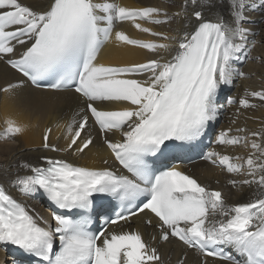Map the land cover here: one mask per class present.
<instances>
[{"label":"snow or ice","instance_id":"snow-or-ice-1","mask_svg":"<svg viewBox=\"0 0 264 264\" xmlns=\"http://www.w3.org/2000/svg\"><path fill=\"white\" fill-rule=\"evenodd\" d=\"M250 12L261 13L262 21ZM125 22L155 39L117 30ZM259 22L264 0H171L167 8L118 0H0V62L21 77L0 86V93L31 100V89H38L53 94L36 98L44 103L74 99L70 116L54 125L64 145L50 143L53 128L45 127L42 148L82 156L96 131L119 166L108 158L90 167L42 155L36 163L17 162L15 173L13 165L0 168V246L17 250L13 264H161L158 248L138 228L121 227L142 214H151L143 223L153 229L152 241L175 239L203 257L199 264L209 257L264 264V123L257 131L217 134V146L250 148L246 156L216 147L201 156L230 175L229 185L249 188L247 202L228 204L220 190L169 166L201 148L223 109L225 88L249 78L240 65L255 59L250 52L258 42L250 37L259 32L247 25ZM165 26L168 31L157 30ZM109 42L154 58L98 62ZM249 98L264 106V87L245 90L237 116L258 107ZM226 102L237 101L230 96ZM4 124L5 141L29 127L8 117ZM12 190L28 198L41 194L56 211L46 219Z\"/></svg>","mask_w":264,"mask_h":264},{"label":"bare ground","instance_id":"bare-ground-1","mask_svg":"<svg viewBox=\"0 0 264 264\" xmlns=\"http://www.w3.org/2000/svg\"><path fill=\"white\" fill-rule=\"evenodd\" d=\"M23 2L29 3L30 0H23ZM118 2L129 7L160 6L167 8L170 7L171 4V0H118ZM176 2L179 3L180 0H176ZM171 10L175 11L176 8H172ZM214 11V9L210 10L206 12V15H209V18H213L212 13H214ZM224 14L227 16L226 4L224 6ZM249 16L255 21H262V14L259 12H250ZM247 26L253 27L259 32L257 36L250 37V39H254L258 42L250 52V55L255 59L247 60L240 65L241 70L249 73V78L237 79L235 83L228 88L226 94L229 95L228 97H235L237 102L234 105L222 103L223 109L218 119L212 125L214 131L213 140H216L217 134L222 130L232 128V134L236 135L235 129L237 127H245L249 131H257L261 124L264 123V106H261L262 102L253 98L249 99L252 103H256L258 107L255 109H242L239 116L236 115V110L239 106V98L244 95L245 90H261V88L264 87V22ZM172 27L176 28L178 25L173 24ZM117 30H123L132 38L136 39H155L147 34L138 32L127 22L118 24ZM157 30L168 31V28L165 26L163 28H157ZM107 45L108 47L104 53H101L98 58L102 63H114L117 65L141 63L145 61L147 57L152 56V54L148 53L146 50L132 46H117L114 42H109ZM17 79H21L19 74L0 62V86H3L7 82H15ZM31 92L33 95V99L31 100L24 99L22 94L17 97H9L0 93V131H3L5 127L4 120L6 117L14 118L18 122L29 125L28 129L22 135L13 140H0V168H7L9 165H13L12 172L15 173V165H17V162L29 161L34 163L38 161L41 155H64L75 163L90 167L103 166V158H108L111 163V156L103 146L102 140L96 131L92 132L95 137V144L91 146L89 150H86L85 154L82 156L72 157L66 153H52L40 148L42 142V129L48 126L53 128L50 135V142L58 143L60 146L64 145L65 141L62 138L59 140L57 139L58 137H62V130L55 128L54 125L56 122L63 123L64 120L70 116L72 110L76 106V102L74 99H68L56 104L44 103L36 98L51 96L53 95L52 93H45L38 89H31ZM233 120H235L236 123H233ZM213 147H216L218 151L233 155L246 156L247 153L251 151L250 148H244L242 146H237L235 149L224 148L223 146L217 145ZM182 167H184L189 174L195 176L199 182L208 185L210 188H220L228 204L247 202L250 198L251 190L249 188L241 186L232 187L227 183V180L230 178L229 174L207 164L205 161L183 165ZM20 174H24L23 170H21ZM12 192L19 194L16 190H12ZM25 201L30 208H35L37 212H42L43 208H41L40 205L44 202L41 194H36L31 198L25 197ZM143 217L149 218L150 215L142 214L141 216L134 217L130 224L121 222V227L123 230L138 228L144 234V239L153 243L158 248L161 255V264H199V257L191 253L186 246L176 242L174 239H172L170 243H156L152 241L151 236L155 233L151 227L143 223ZM3 251H5V248L0 246V259L7 260L8 258L2 253ZM207 259L208 264H222V262L214 259ZM2 264L8 263L5 261L2 262Z\"/></svg>","mask_w":264,"mask_h":264}]
</instances>
